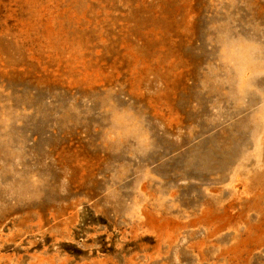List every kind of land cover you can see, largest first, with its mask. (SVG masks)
<instances>
[{
  "label": "rangeland",
  "instance_id": "rangeland-1",
  "mask_svg": "<svg viewBox=\"0 0 264 264\" xmlns=\"http://www.w3.org/2000/svg\"><path fill=\"white\" fill-rule=\"evenodd\" d=\"M0 264H264V0H0Z\"/></svg>",
  "mask_w": 264,
  "mask_h": 264
}]
</instances>
